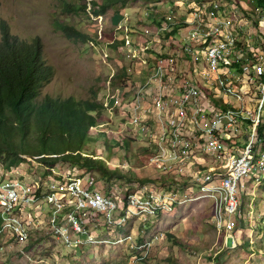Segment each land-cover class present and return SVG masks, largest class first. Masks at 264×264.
Instances as JSON below:
<instances>
[{
    "label": "rangeland",
    "instance_id": "374dc122",
    "mask_svg": "<svg viewBox=\"0 0 264 264\" xmlns=\"http://www.w3.org/2000/svg\"><path fill=\"white\" fill-rule=\"evenodd\" d=\"M102 1L0 0V19L6 20L11 32L23 40L39 36L46 58L55 68L54 77L44 86L38 100L52 95L104 103L102 123L91 130L94 140L90 149L110 170L117 168L124 176L111 175L109 180L99 170L68 162H58L51 169L52 175L92 179L95 188L103 193L124 198L128 193L170 189L175 181L170 174L149 165L151 154L146 142L135 149L121 145V137L129 136L126 125L131 102L144 81L140 74L143 57L134 58L129 51L132 46L125 47L123 39L136 41L142 56L145 51L150 56L174 54L177 68L183 64L184 58L179 56L185 28L177 27L170 36L173 30L160 31L165 21L191 13L199 7L197 2L198 5L218 2L221 13L233 18L239 44L261 49L264 48V7L255 0H130L97 13L101 12ZM65 2L86 4V8L76 13L65 12ZM57 21L76 27L91 39L85 42L67 37L57 27ZM146 46L152 48V53ZM127 65L131 80L122 74ZM19 167L7 172L0 161V182L19 175L34 182L47 169L32 157H26ZM39 189L43 208L35 205L22 214L24 222L31 226L27 250L26 244L16 242L10 233L0 235V264H264V178L260 183L246 182L239 193L242 218L237 219L238 246L234 248L225 245L223 234L212 222L210 203L205 199L176 205L173 212L146 221L131 217L122 228L87 227L96 240L105 241L67 245L49 231L45 201L48 187L43 184ZM129 235L131 239H127ZM121 237L125 239L118 242ZM147 240L152 242L148 255L134 261L141 252L132 247V242L136 246Z\"/></svg>",
    "mask_w": 264,
    "mask_h": 264
},
{
    "label": "built area",
    "instance_id": "2783aa9c",
    "mask_svg": "<svg viewBox=\"0 0 264 264\" xmlns=\"http://www.w3.org/2000/svg\"><path fill=\"white\" fill-rule=\"evenodd\" d=\"M198 4L160 30L185 28L179 56L184 59L177 68L174 54L152 58L145 51L142 56L141 47L125 38L131 55L143 57L144 76L126 132L148 144L149 165L170 174L174 187L124 198L103 193L92 179L51 174L46 181L29 182L22 175L9 176L0 182V235L10 233L25 249L31 226L22 214L41 206L39 188L46 184L49 231L67 245L105 241L96 240L87 227L122 228L131 217L146 221L205 199L225 245L238 246L239 193L246 182L264 178V48L239 44L233 18L221 13L218 2ZM151 246L149 240L132 242L141 252L134 261L144 259Z\"/></svg>",
    "mask_w": 264,
    "mask_h": 264
},
{
    "label": "trees",
    "instance_id": "16d2710c",
    "mask_svg": "<svg viewBox=\"0 0 264 264\" xmlns=\"http://www.w3.org/2000/svg\"><path fill=\"white\" fill-rule=\"evenodd\" d=\"M129 1L103 0L101 12L97 13L119 2L126 4ZM255 1L264 7V0ZM85 8L86 4L65 2L63 10L76 13ZM56 25L69 38L85 42L91 39L89 34L68 23L57 21ZM176 31L169 35H174ZM125 41L124 38L123 43ZM134 45L139 46L136 41ZM148 50L152 53L151 47ZM129 68V65L125 66L122 74L131 80ZM131 68L135 69V66ZM54 75L55 68L46 58L41 38L36 36L30 41L23 40L11 32L6 20L0 19V161L4 169L11 171L26 161V157H32L48 167L42 174L45 181L58 162L99 170L109 180L111 175H123L117 168L110 170L103 161L95 158L97 155L90 149V143L94 140L91 130L102 123V114L106 109L104 103L74 96L62 98L46 95L38 100L42 89ZM141 144L137 137H121V145L126 149H135ZM57 178L62 179V176L58 175ZM140 181L146 183L154 180ZM168 235L172 236L170 233Z\"/></svg>",
    "mask_w": 264,
    "mask_h": 264
},
{
    "label": "crops",
    "instance_id": "0c3cea01",
    "mask_svg": "<svg viewBox=\"0 0 264 264\" xmlns=\"http://www.w3.org/2000/svg\"><path fill=\"white\" fill-rule=\"evenodd\" d=\"M208 205V204H207ZM210 205V204H209Z\"/></svg>",
    "mask_w": 264,
    "mask_h": 264
}]
</instances>
